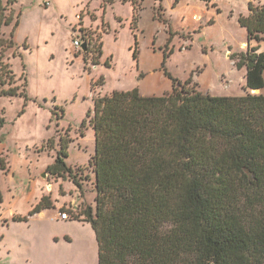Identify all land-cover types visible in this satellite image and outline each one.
I'll return each instance as SVG.
<instances>
[{
	"label": "rangeland",
	"instance_id": "rangeland-1",
	"mask_svg": "<svg viewBox=\"0 0 264 264\" xmlns=\"http://www.w3.org/2000/svg\"><path fill=\"white\" fill-rule=\"evenodd\" d=\"M250 1L1 0L13 19L2 36L15 45L5 61L15 86L26 87L25 96L0 98V264H98L95 233L81 216L96 207L95 137L83 125L95 99L133 90L160 97L172 90L168 75L193 77L216 96L264 95L246 90V70L231 60L249 44L239 19ZM252 46L264 52V42ZM62 137L72 140L65 177L47 172ZM44 198L51 208L32 215Z\"/></svg>",
	"mask_w": 264,
	"mask_h": 264
},
{
	"label": "trees",
	"instance_id": "trees-1",
	"mask_svg": "<svg viewBox=\"0 0 264 264\" xmlns=\"http://www.w3.org/2000/svg\"><path fill=\"white\" fill-rule=\"evenodd\" d=\"M254 1L239 19L247 50L231 57L252 92L264 89V52L252 46L264 42V6ZM8 5L0 0V98L25 96L26 87L15 86L5 61L15 46L2 36L13 21ZM168 76L172 90L160 97L133 90L95 99L83 124L95 137L96 207L81 216L95 233L98 264H264V95L216 96L193 77ZM71 142L60 139L48 173L71 176ZM50 208L44 198L32 215Z\"/></svg>",
	"mask_w": 264,
	"mask_h": 264
},
{
	"label": "built area",
	"instance_id": "built-area-1",
	"mask_svg": "<svg viewBox=\"0 0 264 264\" xmlns=\"http://www.w3.org/2000/svg\"><path fill=\"white\" fill-rule=\"evenodd\" d=\"M203 1H205L206 3H212V4H214L215 2H216V0H203ZM194 20H199V18L198 17H194ZM74 45H75V47L77 48V49H81L82 48V46H83V42H81V41H79V40H76V41H74ZM61 219H63V220H68L69 219V216H68V214L66 213V212H64L62 215H61Z\"/></svg>",
	"mask_w": 264,
	"mask_h": 264
},
{
	"label": "water",
	"instance_id": "water-1",
	"mask_svg": "<svg viewBox=\"0 0 264 264\" xmlns=\"http://www.w3.org/2000/svg\"><path fill=\"white\" fill-rule=\"evenodd\" d=\"M82 50H83L84 52L87 51V45H86V44H83V46H82Z\"/></svg>",
	"mask_w": 264,
	"mask_h": 264
},
{
	"label": "crops",
	"instance_id": "crops-1",
	"mask_svg": "<svg viewBox=\"0 0 264 264\" xmlns=\"http://www.w3.org/2000/svg\"><path fill=\"white\" fill-rule=\"evenodd\" d=\"M214 15H215V13L211 11V15H210L211 18H212Z\"/></svg>",
	"mask_w": 264,
	"mask_h": 264
}]
</instances>
